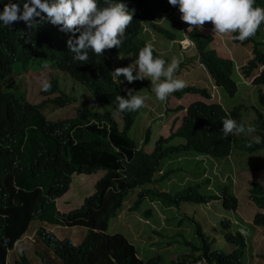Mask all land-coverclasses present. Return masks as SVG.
Returning <instances> with one entry per match:
<instances>
[{"label": "trees", "instance_id": "obj_1", "mask_svg": "<svg viewBox=\"0 0 264 264\" xmlns=\"http://www.w3.org/2000/svg\"><path fill=\"white\" fill-rule=\"evenodd\" d=\"M24 2L26 0L15 2L19 3L21 11ZM115 2L126 4L130 11L137 9H134L133 20L126 29L123 44L120 48L105 50L101 56L89 51L87 63L73 60V54L67 47V40L72 34L61 32V26L45 21L36 28L29 29L23 21L14 22L11 27H5L0 22V252L5 255L6 247L23 230L25 224L18 220V216L22 215L29 216V219L35 218L42 224L54 225L61 218L64 224L87 228L80 244L70 248H65V241L49 234L38 236L58 256V264H159L161 256L155 255L142 260L137 256L135 247L122 234L105 233L108 221L116 216L122 201L129 192L135 191L130 211H137L146 200L159 204L162 212L168 216L169 225L174 227L176 224L171 235L166 236L164 246L180 242L189 247L188 251L179 253V258L173 264H195L202 256L213 264H242L241 258L246 255V242L238 231H229L228 219L218 222L223 240L230 245L228 251L223 252L212 248L213 238L209 239L194 218L188 217L186 213H183V218L193 224L198 242L192 244L183 237H178L183 218L174 221L178 209L174 211L173 218L166 212L169 208H178L182 203H206L217 199L218 196L205 195L199 190L206 182H195L175 192L157 190L154 186L166 179H173V175L175 178V175L181 174L183 168L180 163L162 167L166 158L172 159L187 152L208 153L214 159L228 155L234 137L239 140L243 138H237V135L225 137L221 130L222 121L226 118L238 120L239 106L226 111L228 108H223L216 100L211 104L194 100L185 109L182 104L167 106L168 97L166 102H162L165 106L163 117L178 113V110L184 108L179 118H176L165 136H157L152 146H148L149 126L145 128L141 142L137 143L128 135V131L138 110L120 113L116 97L120 95L127 99L129 89L148 95L146 91L150 87L149 78L129 84L123 76L113 77L112 73L116 68L132 64L138 58L139 50L150 41L151 33L143 29L142 22L156 20L158 14L168 13L171 8L176 10L178 6H171L168 0ZM97 3L100 8L107 6L104 0H97ZM254 5L264 8V0H255ZM3 8L0 6V13ZM146 24L167 39L176 36L175 30L163 29L153 22ZM173 26L176 29L179 23L173 21ZM257 31V35H264L262 31ZM188 35L197 51L181 57L180 66L187 61L190 65L201 63L203 71L213 83L227 96H233L236 93V85L232 79L234 67L229 58L218 53L217 40L206 32L199 33L196 30ZM235 35L238 33L232 34ZM249 41L251 53L239 71L244 77L254 75L253 84H264V66L258 68L264 65V41L252 38L241 42L232 39L236 45ZM236 53L232 51V54ZM153 56L164 59L166 65L171 61L170 57L165 59L155 52ZM237 57L235 55L236 59ZM247 57L246 54L243 58ZM42 71H45L43 76L47 78L46 82L51 88L44 91L45 81L39 77L34 89L39 100L32 103L26 99L25 91L20 89L17 76L22 72L37 75ZM137 72L138 67L133 75ZM59 73H65L66 77L82 83L90 97L99 103L98 109L79 103L73 117L52 120L49 117V109L52 108L47 107L64 108L76 99L74 94H66L71 87H68L66 79L60 77ZM13 75H16L14 80L10 78ZM185 85L182 90L171 94V98L177 100L189 93L209 97L203 86L187 82ZM123 87L126 89H121ZM256 91L259 106H264V94L258 88ZM149 96L148 99L152 101ZM252 127L261 139L258 142L242 140L248 151L264 148L261 134L264 117L259 109L255 110ZM176 139L179 140L175 143ZM98 170L103 171V174L94 181L93 194L84 197L78 208L66 213L56 211L50 199L59 195L61 188L64 189L70 182L82 180L83 175L93 174ZM73 173L75 176L72 177ZM262 185L257 181L249 182L248 198L258 208L264 207ZM226 189V185L219 188L220 196L225 195L221 200L222 209L236 214L239 202L236 197L226 193ZM151 213L150 208L143 212L145 217H149ZM251 224L264 226V215L255 213ZM42 228L39 227L38 234L42 232ZM28 251L21 248L13 256V264H47L41 260L43 248ZM32 254L39 258L34 259ZM260 257L264 259V252ZM0 264H3L2 260Z\"/></svg>", "mask_w": 264, "mask_h": 264}, {"label": "clouds", "instance_id": "obj_2", "mask_svg": "<svg viewBox=\"0 0 264 264\" xmlns=\"http://www.w3.org/2000/svg\"><path fill=\"white\" fill-rule=\"evenodd\" d=\"M104 2L107 6L100 8L98 7L97 0H26V2L23 3L22 11L19 3L9 2L5 5L0 4V6L4 7L3 12L0 13V22H2V24L5 27H11L14 22L23 21L29 29L36 28L38 25L44 23L45 21L51 23L54 26H61L59 28L61 32L72 34L70 38L67 40V47L70 50V53L73 54L72 57L73 60L87 63V61L89 60V51H91L97 56H101L103 55L105 50L120 48L122 46L123 37L125 36L126 29L133 20L134 11L135 10L137 11L136 8H134L135 10L133 9L130 11L127 8L126 4L117 3L115 2V0H104ZM168 3L171 6H178V9L175 10L171 8V10L168 13H164V15L170 14L169 18L170 21H172L170 23L171 29L168 30L171 31L177 30L180 34L175 36L173 39H167L165 38V36L159 34L156 30H154V28L153 31L156 32V34L162 36L165 40L172 41L179 52L182 51L189 52V55L190 54L192 55L197 51L194 42L191 40V38L188 35L190 32L194 30L199 31V33L206 32L210 34L212 38L216 39L218 42L217 43L218 53H220L221 55L226 54V56L223 57L229 58L232 64H233V60H237V61L241 60V57L239 56L238 58L240 59H236L235 57H233L238 54L237 53L232 54V51L233 50L235 51L234 45H236L232 42V39L241 42L248 39L251 40L252 38L260 42L264 41V35H259V34L257 35L256 33L258 32L257 30H260L264 33V8L255 7L254 5L255 0H168ZM153 21L154 19L146 20L142 22L143 29L146 32L151 33L150 41L148 42V44H146L142 49L139 50L138 58L132 64H130L127 67L116 68L115 71L112 73L113 77L123 76L129 84L133 83L134 81L144 80L146 77L149 78L148 81L150 87L146 92L148 93V95L152 94V97L156 99V101H161V102H166L168 97H169L168 99L171 98V94H173L176 91L182 90L186 86L185 85L186 82L191 83L192 85L203 86L204 88H206L209 94L208 98L204 96L201 97V95L197 94L199 96V98L197 99V96H190V95H196L192 93L183 95V96L193 97L189 100L187 104L185 103H183L185 105L182 104L185 109L187 105L194 100H200L207 104H211V102H213L214 100L218 102L219 100L217 95L218 87L213 83L210 76L206 74L205 71H203V65L201 63L197 62L196 65L200 66V68L202 69L201 71L203 72L200 71V73H197L196 75L192 76L191 72L188 70H190L191 67L195 65L193 63L191 65L185 63L184 65L180 66L182 58L177 59L174 57L166 65V61L164 59L154 58L153 52L162 55L161 57L166 59L167 56L164 53L167 50H165L164 48L165 43L156 40L153 31L151 30L150 27L146 25L147 22H153ZM173 21L179 23V27H177L176 29L173 26ZM77 33L79 34L78 36ZM233 33H238V35L232 36ZM224 37L227 39L225 40V43H224ZM242 44L243 45H239V46L248 47L247 49L248 57L242 58V61L240 63L236 62V65L233 64L234 74L237 75L243 83L245 84L249 83L253 85L255 89L257 88L259 89L262 84L255 85L252 83V78L254 75L244 77V75L239 71L240 66L244 65L246 60L249 58V54L251 53L250 41ZM229 45H231V47H229ZM199 54H201V52H199ZM263 66L264 65L259 66L258 68H262ZM137 67H138V72L134 76L133 72L136 71ZM194 68L199 69L198 67H193L192 69ZM202 73L203 75H205L206 81L198 79V76L202 77ZM67 78L71 80V83H76L84 87L82 83L75 81L69 76ZM50 88L51 85L49 83L47 82L43 83L44 91H49ZM121 89L124 90V88ZM262 93L264 94V92ZM182 97L180 99H177L176 102L183 99ZM116 100L118 101V111L120 113L134 112L144 106V97L138 95V93L134 95L133 90L131 89L128 90L127 99L118 95L116 97ZM176 104H180V103H176ZM97 105L99 106V103H97ZM66 106L64 108H66ZM98 106L96 107L93 106V108L98 109ZM259 107L261 109L264 108V106H259ZM260 108L252 107L254 114H255V110L258 109L261 110ZM240 109L242 108L239 107V110L237 111L238 120L226 118L222 121L223 127L221 130L224 136L228 137L229 135H237V138L241 137L243 138L242 140L247 139L250 140L251 142H258V140L261 139L260 135H257L255 133V128L252 127L253 125H251L250 127L249 126L250 124H248L244 120V118H243L244 121L241 119ZM183 110H178V113H181ZM229 110L230 109H227L226 111ZM237 122H239L240 124H238ZM244 133H253L254 138L249 139L246 136L244 137L243 136ZM261 134L264 139V128L261 130ZM242 140L236 139L234 137V143L228 155L220 159H214L208 153H200V152H196V153L187 152V153L178 154L177 156L182 155L183 157L188 153L195 154V156L197 157L196 161L199 162L200 164L201 163L203 164L201 170H199L203 178L201 182H206L203 183V186L206 189L207 193H203V194L218 196L217 199H211L209 201H206V203H197V204H204L205 206L208 207L210 204H212V202L219 201L221 205V200L225 195L222 194V196H220L219 188L222 187L223 185H226L227 187L226 193H230L231 195L236 197V199L238 198L239 195H243L246 197V205L251 210V213L249 214L250 219L246 220L243 217L239 216L237 214L239 212V208L236 213L237 218H232V219L225 218L230 221L229 231L231 233H233L232 226L234 225L236 226L235 231H238L240 234L243 235L244 230L247 231L246 226L251 227V221L255 213L261 211L259 213H262L264 215V211H262L264 207L263 208L256 207L248 198L249 182L250 181L260 182L263 184L261 187L264 188V174H261L257 178V180L255 178L243 179L242 176H240L242 174L241 169L243 168V164L239 166V160L237 159V156L244 153L251 154L260 151L264 152V148H257L255 151H248L247 148L244 147L246 143ZM186 156L189 157L188 155ZM222 160H224L225 163H227V161L230 163L231 173L222 175L223 170H221L219 165L216 163ZM258 170L264 171V165L258 167ZM101 172L102 175L103 171ZM157 174H160V172H158ZM73 175L75 174L73 173L72 176ZM210 181H212L211 184L208 187H205L204 184H208ZM215 182L221 183L217 187V192L214 191L216 189V186L214 185ZM240 182L241 185L238 187V184ZM70 184L71 182L66 188L64 189L61 188L62 192L59 195L53 196L50 199V201L53 203L54 207L56 208V211L60 213H66L70 210L78 208L77 206L76 207L74 206L75 203H71L70 200H68L67 198H63L68 188L70 187ZM93 192H94V187L91 194H93ZM253 206L257 208V211L254 214H253ZM18 220L20 223L25 224V226L23 230L19 232L18 235L12 240L11 244L6 247L5 255H2L0 252V261L2 260L3 264H13L12 258L20 250L18 249L20 247L19 243H22L23 249L33 252L34 250L36 251L39 242L45 247H47L38 237L39 235L48 236L49 234L54 238L59 239L58 237L55 236L54 230L52 229L53 230L52 231L50 229L51 227H59L63 229L62 227L80 226L74 224L72 225L64 224L61 222V218L59 219L60 222L54 225H49L45 223L42 224L39 220L35 218L29 219V216H22V215L18 216ZM34 220H37L39 222L35 223L34 226H30L31 223L34 222ZM196 223L199 225V227H201V230L204 232L200 223H198L197 221ZM40 226H42L43 228H42V232L38 234V230ZM81 227L85 228V233H86L87 228L84 226ZM251 228L253 229V227ZM258 231L259 230H255V233L253 234V238L255 241L264 238L259 236V234L257 233ZM59 240L66 242L65 248H70L71 246H78L81 241L80 240L78 244H73L70 241V239L67 238L59 239ZM244 241H245V237H244ZM29 245L30 248L28 249L27 247ZM48 250L53 256L56 257L59 263V259L57 258L58 256L55 253H53L49 248ZM258 257H260V255ZM41 260L43 262V259ZM195 264H213V263L208 262L202 256L197 260Z\"/></svg>", "mask_w": 264, "mask_h": 264}, {"label": "rangeland", "instance_id": "obj_3", "mask_svg": "<svg viewBox=\"0 0 264 264\" xmlns=\"http://www.w3.org/2000/svg\"><path fill=\"white\" fill-rule=\"evenodd\" d=\"M16 1L17 0H0V4L5 5L9 2L15 3ZM169 16L170 14L167 15L158 14L156 16V20H154L153 23L167 30L171 29ZM153 34L156 40L165 43L164 48L167 51L164 54L170 57L171 60L174 57L180 59L181 57L184 58L189 56V52H184V51L179 52L172 41L165 40L162 36L156 34V32L154 31ZM175 34L177 36L180 33L178 31H175ZM225 40L227 39L224 37V43ZM234 46L238 56L241 57V60L239 61L233 60V64L236 65V62L240 63L242 61V58L247 54L248 47L239 46V45H234ZM229 47H231V45H229ZM222 56H226V54ZM187 63L190 64L189 61H187ZM193 67H198L199 69L196 68L192 69ZM193 67H191V69L188 70L191 72L192 76L196 75L197 73H200V71L202 70L198 65H194ZM44 72L45 71H42L37 75L35 74L28 75L26 72H22L19 73L20 75L17 76V79H19L18 84L20 85V89H23L25 91V93L27 94L25 96L26 99H28V101L32 103L37 102L39 100V95H36L34 93V89L36 88L35 84L39 80V77H42L43 81L45 82L47 80V78L43 76ZM59 74L60 77L66 79V84L68 85V87L69 88L71 87V90L70 89L67 90L65 88L67 90L66 94L68 96L74 94L76 99L70 102L69 105L66 106V108L56 109L53 108L52 106L47 107V108H52L49 109L50 111L49 117L52 120L73 117L74 111L79 103L87 104L90 106L92 105V107L98 106L97 102L92 100V98L86 92L83 86L76 83H71V80L68 79L64 74L61 73ZM14 76L16 75H13L12 77L10 76V78L14 80ZM31 76L33 78H31ZM202 77L198 76V79L206 81V77L205 75H203V73H202ZM232 79L235 81L236 84V93L233 96L229 97L224 93V91H222V89L217 88V95L219 98L218 102L223 108L232 109V107L234 106L241 107L242 108L240 109L241 119L243 120L244 118V120L248 124H250L249 126L251 127V125H253L252 120L255 117L252 107L260 108L259 107L260 104L257 100L258 99L257 91L253 85L249 83L248 84L243 83L241 79L235 74L232 75ZM123 88L126 89V87ZM259 89L262 92H264V84H262ZM136 93L144 97V106L137 111L134 120L131 124V127L128 131V135L133 137V139L137 143H139V141L141 142V138L145 128L149 126L150 139L148 142V146H152L153 141L157 138L158 135L165 136L167 134L168 129L174 124L176 118L177 119L179 118L180 113H171L169 114V116L171 115L170 117L166 115L163 117L164 115L163 108H165V106L162 105L161 101H156V99L152 97V94L149 97H151L153 100L150 101L148 99V95L142 93V91L133 92L134 95ZM190 96H197V99L199 98L197 94ZM182 98L183 99L177 102L173 98H170L167 102L168 104L167 106L176 103L187 104L189 100L193 97L183 96ZM261 110L264 116V111H263L264 108ZM243 136L244 137L246 136L249 139L254 138L253 133H244ZM178 140L179 139H176L174 142L176 143ZM144 149L146 150L145 147ZM186 155H188L189 157H187ZM186 155H184L183 157L182 155H180V156H175L172 159L169 158L164 159L162 165L163 168L176 166L178 163H180L183 169L180 171L181 174L179 173L178 176L175 175V178L173 175L171 176V178L173 179H166L163 182L154 185L157 188V190H167L170 192H175L182 187L193 184L195 182L202 181L203 178L199 170H201L203 164L202 163L200 164L199 162L196 161L197 157L195 156V154L188 153ZM237 159L239 160V166L243 164V168L241 169L242 174L240 175L242 176L243 179L255 178L257 180V178L261 174H264V171L258 170V167L264 165L263 151L255 152L251 154L244 153L237 156ZM221 168L223 169L222 175L231 173V166L228 161L227 163H225V165H222ZM101 173H102L101 171H97L93 174L83 175L82 180L77 179L76 181H72L70 187L68 188L63 198H67L68 200H70L71 203H75L74 204L75 207L76 206L78 207L83 197L92 193L93 183L97 178L101 176ZM211 182L212 181H210L208 184H204L205 187H208L211 184ZM219 184L221 183L215 182L214 184L216 186V189L214 190L215 192H217V187ZM199 190L203 193H207L204 186L200 187ZM134 194L135 191L132 193L129 192L127 194L126 198L124 199L121 205V208L116 212V216L108 221V226L105 233L111 234L118 232L122 234L127 239V241L130 242L135 247L137 256L142 260H147L155 255H159L161 256V260L159 264H173V261L179 258L177 257L179 253L188 251L189 247L184 246L180 242H174L173 245H167L168 247L164 246L166 236L169 237L171 235V232L175 229L176 224L174 223L175 224L174 227H171L169 225L168 216L162 212L161 206H159V204L157 203L156 204L150 203L147 200L143 201L140 204V206L137 209L138 212L130 211L129 207L133 202ZM237 201L239 202V207H238L239 212L237 214L243 217L244 219L249 220L250 219L249 214L251 213V210L246 205V197L243 195H239ZM148 208L151 209L152 213L149 217H145L143 212ZM176 209H178L177 211L178 213L174 217L175 214L174 211ZM256 211L257 208L253 206V214ZM166 212L168 214L170 213L169 216H172V218L174 217L175 222L178 219L183 218V213H186L188 217H193L195 221L200 223L205 234L208 235L210 239L214 238L212 243L213 249H217L223 252L228 251L230 245L223 240L221 236L222 229L219 227L218 222L225 218H231V219L237 218V215L233 214L228 210L222 209L219 201L212 202V204H210L208 207L205 206L204 204L182 203L178 208L172 207L167 209ZM37 222L39 221L34 220V222H32L30 226H34L35 223ZM246 227L248 232L244 230L243 235L245 237V242H246L245 252L247 253L245 257L243 255L241 258L242 264H244V262L245 264H264V259L258 257L262 252H264V238L258 241H255L253 238V234L255 233V230H259L257 232L259 236L264 237V227L255 226V225L252 226V224L251 227H253V229L250 226H246ZM62 228L63 229L59 227H51L50 229L54 230L55 236L58 237L59 239H66V238L70 239V241L73 244H78L85 233V228L81 226L62 227ZM235 230H236V226L233 225L232 231L234 232ZM178 233H179L178 237H183L184 239L190 241L192 244H197L198 241L194 233L193 224L189 222L187 219L185 218L182 219V223L181 226L179 227ZM19 244L20 247L18 249H21L23 245L22 243ZM37 246L43 248L44 250V253L42 255L44 263L47 264L58 263L56 257L50 253L47 247L42 245L40 242L38 243ZM27 248L29 249L30 245ZM32 257H34V259L39 258L37 255L34 256L33 254Z\"/></svg>", "mask_w": 264, "mask_h": 264}, {"label": "crops", "instance_id": "obj_4", "mask_svg": "<svg viewBox=\"0 0 264 264\" xmlns=\"http://www.w3.org/2000/svg\"><path fill=\"white\" fill-rule=\"evenodd\" d=\"M216 163L219 165L220 169L223 170V169L221 168V166H222V165H225V161L222 160V161H219V162H216ZM233 163H234V162H233ZM240 185H241V182L238 184V187H239ZM238 187H237V188H238ZM238 192H239V191H238ZM262 211H264V209H262Z\"/></svg>", "mask_w": 264, "mask_h": 264}]
</instances>
